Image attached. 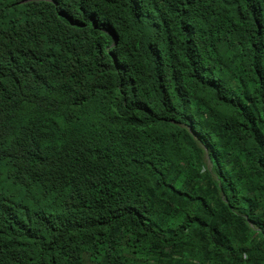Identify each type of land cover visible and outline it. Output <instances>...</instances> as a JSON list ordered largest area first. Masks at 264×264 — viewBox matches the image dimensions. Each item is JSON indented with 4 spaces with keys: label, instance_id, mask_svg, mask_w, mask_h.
Instances as JSON below:
<instances>
[{
    "label": "trees",
    "instance_id": "16d2710c",
    "mask_svg": "<svg viewBox=\"0 0 264 264\" xmlns=\"http://www.w3.org/2000/svg\"><path fill=\"white\" fill-rule=\"evenodd\" d=\"M0 264H264V0H0Z\"/></svg>",
    "mask_w": 264,
    "mask_h": 264
}]
</instances>
